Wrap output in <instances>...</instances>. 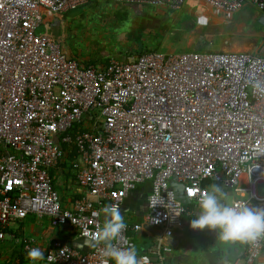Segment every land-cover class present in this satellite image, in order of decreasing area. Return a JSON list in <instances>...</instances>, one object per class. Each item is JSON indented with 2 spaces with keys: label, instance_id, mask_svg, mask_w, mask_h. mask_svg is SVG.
Listing matches in <instances>:
<instances>
[{
  "label": "built area",
  "instance_id": "2783aa9c",
  "mask_svg": "<svg viewBox=\"0 0 264 264\" xmlns=\"http://www.w3.org/2000/svg\"><path fill=\"white\" fill-rule=\"evenodd\" d=\"M89 1L0 0V241L11 223L47 216L92 244L83 253L56 243L46 253L49 264H103L104 245L92 241L103 224L100 210L111 204L121 209L130 192L149 183L142 222L127 224L114 243L135 244L129 232L145 225L159 229L155 258L140 256L162 264L163 243L187 212L173 182L184 185L187 202L198 205L193 189L209 188L208 182L264 210L257 191L264 187V58L150 53L103 70L86 67L38 30L43 9L62 15ZM101 1L164 11L186 2ZM197 1L225 15L253 8L264 16V0ZM80 123L84 131H73ZM63 144L75 148L76 181L85 190L69 208L50 175L69 153ZM24 243L26 251L35 247L33 240ZM244 264H264V236L246 242Z\"/></svg>",
  "mask_w": 264,
  "mask_h": 264
},
{
  "label": "rangeland",
  "instance_id": "374dc122",
  "mask_svg": "<svg viewBox=\"0 0 264 264\" xmlns=\"http://www.w3.org/2000/svg\"><path fill=\"white\" fill-rule=\"evenodd\" d=\"M202 17L204 23L200 22ZM260 17L261 13L253 8L234 15L218 14L197 0H186L178 11L136 9L98 1L95 8L84 6L66 14L64 47L74 55H89L93 61L107 59L110 64L135 60L137 53L144 52L165 55L195 52L192 46L200 39L201 53L248 52L264 58V28L258 22ZM38 33L47 34L46 28L42 26ZM257 191L259 196L264 195L262 185ZM186 247L191 246L186 244ZM185 248L182 246L179 254H184ZM178 252L174 253L178 255Z\"/></svg>",
  "mask_w": 264,
  "mask_h": 264
},
{
  "label": "crops",
  "instance_id": "0c3cea01",
  "mask_svg": "<svg viewBox=\"0 0 264 264\" xmlns=\"http://www.w3.org/2000/svg\"><path fill=\"white\" fill-rule=\"evenodd\" d=\"M97 1L102 2L101 0ZM42 13L44 15V21L40 28H42V26L45 27L47 33L59 41V44L67 56L79 61L86 67L94 66L103 70L109 65L108 62L105 61L107 59L93 61L89 55L78 56L68 51L64 47V40L66 37L65 32L68 23L66 14L55 15L45 9L42 10ZM103 60L105 62H103ZM72 162L73 161H70L65 157L60 160L55 168L50 170L53 175L52 178L50 173L54 186L59 192L65 208H69L71 203L77 197L85 194V190L80 188L76 181V170L74 169ZM246 183L247 176L244 175L241 184L242 186H245ZM204 184L209 188L213 186L208 182ZM219 187L230 198L229 202L232 203L239 200L242 202L247 201L246 199L238 197L235 192L223 186ZM149 189L150 185L149 183H146L138 186L134 191L128 194V197L125 199L123 206L120 209L126 224L133 225L137 224L136 222H142L144 214L147 211V202L145 201ZM185 206L187 212L182 218V226L175 230L173 236L166 238L163 243L164 259L162 264H190L187 260L198 261L199 264L245 263L246 242H222L219 239L218 231L216 230H192L190 228V222L198 215L199 207L196 202L187 201ZM104 220L105 217L102 215L103 223ZM128 235L134 237V242L137 246L139 255H149L150 257L155 258L154 248L162 235L161 230H149L144 228V230L140 232H129ZM27 239L33 240L35 247L44 250L45 259L37 261L36 264H49L46 261V253L56 243L66 245L83 253L92 249V244L86 239L80 237L78 231L72 226L55 227L52 225L51 219L47 216L28 215L26 219L13 222L9 225L6 231V238L3 241H0V264H30L26 259L27 251L24 248V241ZM186 244L191 247H186ZM182 246H184V248L186 247L184 249L186 253L182 250L184 254H179L178 251ZM176 250L178 255L174 253ZM198 253L200 254L199 257L196 255ZM193 254H195L194 258L191 257ZM155 262H159V260L156 259Z\"/></svg>",
  "mask_w": 264,
  "mask_h": 264
},
{
  "label": "clouds",
  "instance_id": "9594fccd",
  "mask_svg": "<svg viewBox=\"0 0 264 264\" xmlns=\"http://www.w3.org/2000/svg\"><path fill=\"white\" fill-rule=\"evenodd\" d=\"M204 23V18H201ZM197 198L199 213L191 220L192 230H216L222 242H253L264 236V210L248 207L242 201L231 203L230 198L219 186L205 189H193ZM100 212L105 220L94 236L93 246L104 245L100 250L103 264H150L147 256L138 254L137 246L130 243L120 247L121 239L127 224L120 212L119 204L104 206ZM63 250H61L62 252ZM26 259L30 264L45 259L44 250L38 247L27 251ZM51 259V254L48 256Z\"/></svg>",
  "mask_w": 264,
  "mask_h": 264
},
{
  "label": "trees",
  "instance_id": "16d2710c",
  "mask_svg": "<svg viewBox=\"0 0 264 264\" xmlns=\"http://www.w3.org/2000/svg\"><path fill=\"white\" fill-rule=\"evenodd\" d=\"M96 4L98 5V1H97V0H95V1L91 0V1L88 2V4H87L86 6H92L93 8H95V7H97ZM191 52H194V51H191ZM197 52L201 53V51H195V53H197ZM150 53H151V52H150ZM150 53L144 52V53H137L136 55L138 56L137 58H139V57H141V56H143V55L150 54ZM77 130H79V131H84V125H83L82 123L77 124V125L75 126V128H74L73 131H77ZM59 140H60V138H59ZM61 148H62L64 151L69 152V153H67L66 156H65L68 160H70V161H74V160H75L76 152H75V148H74V147H73L72 151H70V147H68V146L65 145V144L61 145ZM65 157H64V158H65ZM61 160H62V159H61ZM50 173H51V172H50ZM51 175H52V173H51ZM52 178H53V175H52ZM53 185H54V182H53ZM54 187H55V186H54ZM77 198H78V197H77Z\"/></svg>",
  "mask_w": 264,
  "mask_h": 264
},
{
  "label": "water",
  "instance_id": "95a60500",
  "mask_svg": "<svg viewBox=\"0 0 264 264\" xmlns=\"http://www.w3.org/2000/svg\"><path fill=\"white\" fill-rule=\"evenodd\" d=\"M258 22H259L260 26H262L264 28V16H261L259 18V21ZM171 186L176 190V192H177V198L179 200H181L185 204L187 200L185 199V196H184V193H183V191H184V185H179L176 182H173ZM144 228L145 229H149V230H152L153 229V228H150V227H148L146 225L144 226Z\"/></svg>",
  "mask_w": 264,
  "mask_h": 264
},
{
  "label": "flooded vegetation",
  "instance_id": "af4514ba",
  "mask_svg": "<svg viewBox=\"0 0 264 264\" xmlns=\"http://www.w3.org/2000/svg\"><path fill=\"white\" fill-rule=\"evenodd\" d=\"M192 48H193L192 50H195V51H201L202 50L203 46H202V44L200 42V39H196L194 41V44H193Z\"/></svg>",
  "mask_w": 264,
  "mask_h": 264
}]
</instances>
